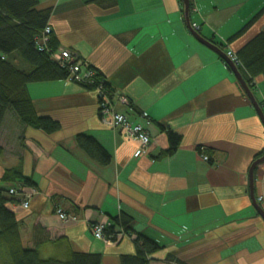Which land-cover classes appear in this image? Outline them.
<instances>
[{
    "label": "crops",
    "instance_id": "1",
    "mask_svg": "<svg viewBox=\"0 0 264 264\" xmlns=\"http://www.w3.org/2000/svg\"><path fill=\"white\" fill-rule=\"evenodd\" d=\"M40 1L53 6L50 24L60 48L90 62L129 99L117 110L143 124L152 142L141 153L138 140L102 120L97 93L71 79L29 84L38 114L62 128L49 134L8 110L0 129V187H14L2 177L17 168L35 184L26 189L37 192L28 209L20 201L9 204L23 240L31 244L34 227L42 225L52 239L67 238L69 248L100 253L102 264H122L123 256L136 254L134 241L105 244L90 226L127 213L134 236L160 246L150 264H264V218L250 181L264 150V122L233 70L189 30L183 0H118L113 8ZM191 3L192 23L225 52L238 56L264 34V13L245 28L264 0ZM254 83L264 113V74ZM163 127L182 142L174 155L157 158L169 146ZM79 134L98 139L112 155L110 164L88 156ZM198 147L211 151L213 163ZM254 192L264 209V163L254 171ZM57 208L76 220L61 219Z\"/></svg>",
    "mask_w": 264,
    "mask_h": 264
},
{
    "label": "trees",
    "instance_id": "2",
    "mask_svg": "<svg viewBox=\"0 0 264 264\" xmlns=\"http://www.w3.org/2000/svg\"><path fill=\"white\" fill-rule=\"evenodd\" d=\"M117 2L118 0H86V3L103 8H113ZM191 8L190 0V14ZM52 11L53 6H43L40 0H0V129L8 110L14 111L24 124L49 134L62 128L58 120L38 114L29 91L31 83L71 79L89 90L100 85L103 91L116 93L106 77L90 62L89 69L94 73L92 83L76 80L72 75V64L64 65L53 58L54 52L60 48L53 29L47 43H39L46 27L51 25ZM263 13L264 7L245 28ZM210 40L225 51L223 44ZM238 59L237 66L256 96L254 78L264 74V34L261 33L245 46L238 53ZM222 60L231 69L223 58ZM258 102L263 108V102ZM163 129L168 135L169 146L157 158L174 155L182 142V136L178 132L171 128ZM77 142L88 156L101 165H108L112 161L111 153L94 136L79 134ZM3 152L4 149L0 146V158ZM198 152L208 155L211 153L203 147H198ZM263 155L264 150L256 156L254 162ZM210 162L213 163V159L210 158ZM2 181L14 183V187L18 186L16 184L35 187L32 178L23 175L17 168L7 169ZM10 189L0 187V264H102V254L69 248L65 243H68L67 238L52 239L51 233L42 225L34 227L32 243L26 246L17 215L9 207L10 203L19 202L20 196L11 194ZM111 218L105 231L106 238L119 242L118 234L121 230L128 234L136 246V254L123 256L122 264H150L152 254L160 246L143 234L134 236L131 227L134 219L129 214L121 213ZM46 249L49 252H45Z\"/></svg>",
    "mask_w": 264,
    "mask_h": 264
},
{
    "label": "built area",
    "instance_id": "3",
    "mask_svg": "<svg viewBox=\"0 0 264 264\" xmlns=\"http://www.w3.org/2000/svg\"><path fill=\"white\" fill-rule=\"evenodd\" d=\"M194 28L198 30L196 23L193 24ZM52 32L51 25H48L39 39V43L44 45L49 40L50 34ZM227 55L234 61L237 65L239 62L238 56L231 50H228ZM53 58L59 63L64 65H70L72 69V75L75 76L76 80L81 82L92 83L94 81L93 71L89 69V62L85 59H79L75 52L67 48H59L54 52ZM74 63V64H73ZM99 98V112L102 117V120L111 126L115 130L121 131L127 138L136 139L141 143V153H145L152 142V137L147 129L141 123H136L131 120L126 114L121 113L117 110V105H128L129 99L124 95H118L117 93H108L102 90V87L99 85L94 89ZM201 157L205 161H209V155L202 153ZM10 193L20 196V202L22 207L28 209L31 205V202L36 195L35 189L27 190L26 186L19 184L17 187L11 188ZM263 197H259V201H262ZM57 214L63 220L76 219L75 216L67 214L62 209L57 208ZM109 224L94 222L91 224L92 235L101 241H104L108 244L115 243L111 239H107L105 236V231ZM130 238L128 234H125L123 231H119L118 239Z\"/></svg>",
    "mask_w": 264,
    "mask_h": 264
},
{
    "label": "water",
    "instance_id": "4",
    "mask_svg": "<svg viewBox=\"0 0 264 264\" xmlns=\"http://www.w3.org/2000/svg\"><path fill=\"white\" fill-rule=\"evenodd\" d=\"M183 5H184L185 21H186V24H187L189 30L193 34V36L195 38H197L203 44L207 45L208 47H210L214 51H216L229 64V66L231 67V69L235 73L238 81L240 82V84L242 85V87L244 88L246 93L248 94L250 100L252 101L253 105L255 106L257 112L259 113L260 117L262 118V120L264 122V113H263L262 107L260 106L255 94L250 89L247 81L244 79V77H243L241 71L239 70L237 64L234 61H232V59L227 55V53L224 50H222L218 45L213 43L208 38H205L200 33L199 30L194 28L193 23H192V19H191V14H190V0H183ZM262 163H264V155L262 157H260L259 159H257L252 164V167L250 169V181H251V193H252V198L254 200L255 206H256L258 212L264 218V209L262 208V206L259 204V202L255 198V192H254V171H255L256 167Z\"/></svg>",
    "mask_w": 264,
    "mask_h": 264
},
{
    "label": "rangeland",
    "instance_id": "5",
    "mask_svg": "<svg viewBox=\"0 0 264 264\" xmlns=\"http://www.w3.org/2000/svg\"><path fill=\"white\" fill-rule=\"evenodd\" d=\"M36 195H37V192H36ZM35 195V196H36ZM56 212H57V210H56ZM76 220V219H75ZM90 231H91V233H92V230H91V227H90ZM101 241V240H100ZM103 243H105V244H108V243H106V242H104V241H102ZM24 244L27 246V245H29L28 243H27V241H25L24 240ZM114 244V243H113ZM108 245H112V244H108Z\"/></svg>",
    "mask_w": 264,
    "mask_h": 264
}]
</instances>
